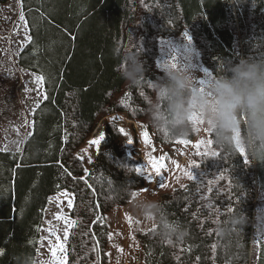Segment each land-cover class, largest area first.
<instances>
[{"label":"trees","instance_id":"obj_1","mask_svg":"<svg viewBox=\"0 0 264 264\" xmlns=\"http://www.w3.org/2000/svg\"><path fill=\"white\" fill-rule=\"evenodd\" d=\"M230 1L20 0L32 40L16 62L45 78L48 98L33 110L22 151L0 149V264H33L49 197L62 189L73 195L70 218L76 221L66 240V264H108L107 226L97 217L127 205L144 185L136 172L141 160L128 152L113 122L103 127L88 174L77 150L113 112L148 121L153 84L166 73L156 63L160 37L188 29L217 78L230 77L242 59L264 63V0H234L237 16ZM126 49L140 54L146 69L136 86H126L119 75ZM189 122L186 136L154 129L155 141L171 146L189 137ZM237 122L245 152L232 138L230 146L217 145L210 130L217 155L194 154L195 179L158 201L184 236L165 243L158 223L139 234L147 264H251V229L257 214L264 220V138L252 136L247 113L240 112ZM240 216L243 222L232 223ZM254 264H264L263 240Z\"/></svg>","mask_w":264,"mask_h":264},{"label":"rangeland","instance_id":"obj_2","mask_svg":"<svg viewBox=\"0 0 264 264\" xmlns=\"http://www.w3.org/2000/svg\"><path fill=\"white\" fill-rule=\"evenodd\" d=\"M230 8L237 16L239 10L234 0L230 1ZM21 13L23 12L20 0H7L5 4H0V149H13L17 152L22 151L23 143L30 133L33 110L43 99L44 94L43 83L37 80V77L41 75L19 67L16 62L17 51L28 41L29 36L25 22L20 19ZM165 62L168 65L176 63L178 67L186 71L192 83V91H200L212 97L211 89L218 78L203 62L188 29H183L177 36L160 37L156 63L162 68L161 65ZM200 79H210L204 91H201L199 85L195 83ZM194 114H199L203 120L202 124L197 125L192 122ZM189 118L192 127L191 135L176 140L171 146H164L155 141L154 129L148 121H135L126 113L113 112L100 120L84 146L77 150L79 157H82L84 172L88 174L98 149V145L91 144L90 141L100 139L105 123L113 122L120 129H124L128 152L141 160L137 168L142 170L140 174L144 177V185L134 190L133 193L137 195L132 194L127 205L115 206L109 212L100 213L97 217L100 223L107 226L108 240L105 254L108 264H147L138 235L155 226L157 222L146 220L134 207L133 202L141 196L158 202L164 195L172 193L177 188L185 187L189 178L184 172L193 174L196 164L193 155L200 152H215L212 146L206 143L199 149L196 147L201 141L210 140L209 121L195 110ZM235 119L236 124L232 129L231 138L236 145L237 141L240 144L241 141L237 117ZM146 131L149 133L150 143L145 142L143 133ZM130 139L131 144L128 143ZM177 141H187V144ZM161 157H164L161 162L165 167L157 176L152 168L151 158L159 161ZM149 175L151 180L148 179ZM160 184H164L165 187H160ZM65 191L72 194L69 190L62 189L49 197L39 225L37 256L33 264H56L57 259H63L66 256V252L63 256L57 253V256L53 257L52 254V250L58 243L57 236L60 238L59 242L66 247L65 218L71 220V207L68 206L69 197L62 195ZM71 198L73 200V195ZM260 218L257 214V220L251 229V264L256 261L260 242L264 241V220H259Z\"/></svg>","mask_w":264,"mask_h":264},{"label":"clouds","instance_id":"obj_3","mask_svg":"<svg viewBox=\"0 0 264 264\" xmlns=\"http://www.w3.org/2000/svg\"><path fill=\"white\" fill-rule=\"evenodd\" d=\"M232 75L218 78L211 91L212 97L192 91L191 80L182 67H169L164 77L153 84V96L147 109L148 123L162 133L173 137L186 136L190 130L189 115L193 110L201 113L210 123L217 145H231V131L240 112L249 116L252 136L264 138V63L242 59L230 68ZM120 78L126 86H136L146 76L141 55L126 49L120 66ZM249 154L258 160L249 147ZM134 207L148 221L158 223L157 235L168 244L183 239L184 230L162 215V205L141 196ZM243 222V216L234 217L232 223Z\"/></svg>","mask_w":264,"mask_h":264},{"label":"snow or ice","instance_id":"obj_4","mask_svg":"<svg viewBox=\"0 0 264 264\" xmlns=\"http://www.w3.org/2000/svg\"><path fill=\"white\" fill-rule=\"evenodd\" d=\"M20 19H21V21H24L25 24H27V20H26V18H25V16H24L23 13H21V15H20ZM27 39L29 40V42H31L32 37L29 36V37H27ZM189 39H190V38H189ZM173 60H175V57H173ZM161 67H162L164 70H168L169 67L175 69V68H177L178 66H177L176 63H172L171 65H168L167 62H165L164 64L161 65ZM205 74H206V75H211V74H209V73H205ZM44 79H45V78H44L43 76H38V77H37V80H38L39 82H41V83L44 82ZM195 83H197V84L199 85L201 91H204L205 88H206V86L209 85V83H210V79H208V80L200 79V80H198V81H195ZM47 98H48L47 95H46V94H43V99H44V100H47ZM192 122H193L194 124H197V125H198V124H202V123H203V120H202V118L199 116V114H194L193 117H192ZM120 132H121V133H124V129L121 128V129H120ZM143 135H144V138H145V142H146V143H150V140H149V138H148V137H149V133L146 131V132L143 133ZM103 139H104V137L101 135L100 139L92 140V141H90V143H91V144H94V145H99L100 142H101V140H103ZM177 142H178V143H185V144H187V141H177ZM128 143L131 144V143H132V140L130 139V140L128 141ZM205 143L208 144V145H211L212 141H211V140H209V141H207V142H205V141H201L200 144L196 145V147L199 149V148L201 147V145H203V144H205ZM236 146H237V149L239 150L240 153L243 154V153L245 152L244 147L239 143V141L236 142ZM211 155L216 156L217 153H216V152H212ZM81 159H82V157H81ZM163 160H164V157H161L159 161H157L155 158H151V165H152V168L154 169L155 174H156L157 176H159V175L161 174V169L165 167L164 163L161 162V161H163ZM177 167H179V166L177 165ZM136 172H137V173H142V170L139 169V168H137V169H136ZM184 174H185L190 180L195 179V177L192 175L191 172L185 171ZM148 179L151 180V176H150V175H149ZM220 179L222 180V179H223V176H221ZM89 187H91V186L89 185ZM160 187L163 188V187H165V185H164V184H160ZM209 191L211 192L212 189L209 188ZM62 195H64V196H68V197H69V199H68V206H69V207H72V206H73V201H72V198H71V195H72V194H70V193H68L67 191H65V192L62 193ZM133 195L135 196V195H137V193H133ZM162 215H163V214H162ZM65 223H66V225H67V229H66L65 234H64V240H67V239H68V233H69V231L71 230V228L75 225L76 221H74V220H69V219L65 218ZM53 235H55V233H53ZM57 241H58L57 245H56L55 248L52 250L53 257H56V256H57V253H59L61 256H63V254L66 252V247H65V245H64L62 242H59V241H60V238H59L58 236H57ZM66 261H67V257L64 256L63 259H57V260H56V264H66Z\"/></svg>","mask_w":264,"mask_h":264},{"label":"crops","instance_id":"obj_5","mask_svg":"<svg viewBox=\"0 0 264 264\" xmlns=\"http://www.w3.org/2000/svg\"><path fill=\"white\" fill-rule=\"evenodd\" d=\"M0 4H2V3H0ZM3 4H5V3H3ZM28 37H29V36H28ZM24 44H25V43H24ZM24 44H23V45H24ZM23 45H22V46H23ZM20 49H21V47H20ZM20 49H19V50H20ZM19 50L17 51V54H18ZM17 54H16V55H17Z\"/></svg>","mask_w":264,"mask_h":264}]
</instances>
